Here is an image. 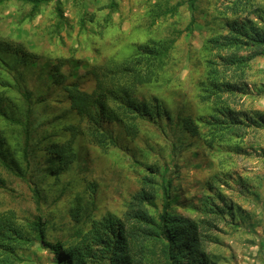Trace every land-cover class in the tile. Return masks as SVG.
Segmentation results:
<instances>
[{
	"label": "rangeland",
	"instance_id": "374dc122",
	"mask_svg": "<svg viewBox=\"0 0 264 264\" xmlns=\"http://www.w3.org/2000/svg\"><path fill=\"white\" fill-rule=\"evenodd\" d=\"M60 1L61 18L55 1L42 5L32 15L30 6L20 2L0 5V38L20 43L35 54L36 72L47 74L48 65L58 63L59 58L66 59L67 65L61 68L64 74L77 65L73 70L76 76L68 80H77L81 89L88 92L94 88V82L85 76L89 66L107 59L115 62L130 57L140 45L151 40L172 43L159 82L141 91L158 96L175 117L179 114L198 118L211 110V103L200 98L203 91L199 82L206 78L209 57L222 68V59L217 55H229L227 50L216 49L217 55L213 57L209 51L213 45L204 50L206 39L226 33L219 23L220 17L260 22L259 14L264 15V0L241 1L235 15L225 8L237 0H197L196 23L193 31L188 32L190 11L186 0ZM156 3L176 6V11L156 15ZM208 22L210 26H206ZM248 55L249 51L239 50L235 62L242 64L250 91L221 93V98L241 114L240 131L225 137L227 144L238 145V152L209 149L202 139L179 131L165 137L149 123H143L134 137L121 136L122 146L136 154L146 149L147 144H157L158 149L149 152L145 160L161 168L170 164L167 175L172 181V192L179 198L176 211L203 221L204 231L210 234L204 250L215 264H264V128L247 125L243 114L253 110L264 112V94L252 89L253 84L264 83V56L247 58ZM227 74L229 77L230 68ZM27 85L37 93L49 94L34 76H29ZM48 97L34 107L41 123L34 136L38 146L32 157L33 162L39 161L41 165H45L44 148L48 141H67L69 124L84 126L76 114L67 112L69 105L63 93ZM227 122L226 129L230 127V120ZM0 126L6 129L1 120ZM198 128L200 134L209 132L205 124H198ZM43 130L49 132L50 138L39 139ZM226 142L218 143L226 145ZM74 143L80 152L58 179L45 174L44 167L26 179L0 170L6 180L0 187V213L11 210L20 223L41 217L49 222L46 233L52 242L70 240L77 227L87 230L92 220L106 213L123 219L147 171L136 165L126 151L97 147L86 135L77 136ZM173 143L182 145L174 147ZM89 183L95 186L94 191L87 189ZM36 188L39 198L34 193ZM206 194L210 197V208L218 204L223 214H215L212 209L203 212L200 198ZM74 208H83L79 224L72 217ZM148 209L155 212L151 207ZM17 255L16 264H54L53 253L36 241L21 245Z\"/></svg>",
	"mask_w": 264,
	"mask_h": 264
},
{
	"label": "trees",
	"instance_id": "16d2710c",
	"mask_svg": "<svg viewBox=\"0 0 264 264\" xmlns=\"http://www.w3.org/2000/svg\"><path fill=\"white\" fill-rule=\"evenodd\" d=\"M9 1L29 5L30 15L42 5L55 1L56 11L62 17L60 0H0V5ZM241 1L233 2L225 9L235 15L239 12ZM186 3L190 11L187 31L191 32L196 23L194 12L197 0H186ZM175 11L176 6L155 4L156 15ZM259 16L260 22L222 15L219 23L226 33H216L206 39L204 50L213 45L209 48L213 57L217 55L216 49L227 50L229 55H217L222 59V68L212 57L206 60V78L199 82L203 91L200 98L211 103V110L198 118L179 114L175 117L158 96L141 91L143 87L160 80L159 75L172 44L165 40H151L140 45L136 54L120 61L107 59L89 66L85 76L94 82V88L88 92L81 89L77 80H68L76 76L73 70L77 65L64 74L61 68L67 65L66 59L59 58L58 63L48 65L47 74L36 72L35 54L20 43L0 38V120L6 128L0 126V170L26 179L44 167L45 174L58 179L80 152L74 148L76 137L86 135L90 143L97 147H116L126 151L136 165L147 171L142 175L140 189L133 195L123 219L112 213L103 214L100 219L92 220L87 230L77 227L67 241H50L46 233L49 222L39 216L20 223L13 211L1 212L0 264H16L19 261L18 248L35 241L53 253L54 264H215L204 250V242L210 234L204 231L203 221L176 211L179 198L177 193L172 192V181L167 175L170 164L161 168L145 160L149 152L158 149L157 144H147L146 149L136 154L131 148L122 146L121 136L134 137L143 123H149L165 137L179 131L202 139L209 149L238 152V145L227 144L225 137L240 131L241 114L221 98V93L250 91L245 73L241 70L242 64L235 62V57L239 50L249 51L247 58L264 56V15L260 13ZM210 25V22L206 24ZM30 75L41 81L49 94L37 93L29 88L27 81ZM252 89L257 94H264V83L253 84ZM54 93H63L69 105L67 112L76 114L84 126L76 123L66 126L70 138L63 143L47 140L44 148L47 157L45 165H41L39 161L33 162L32 157L38 146L34 143V136L41 123L34 107ZM243 114L247 125L264 128V112L253 110ZM227 119L230 120L228 129ZM200 123L209 127L207 134H200ZM43 131L39 139L50 138L49 132ZM219 141H225L226 145ZM181 145L173 143L174 147ZM5 183L0 172V187ZM86 187L91 191L95 188L90 183ZM34 193L37 198L40 197L37 188ZM200 202L204 206L203 212L212 209L215 214L224 213L218 204L210 208L207 194L201 196ZM148 207L155 212L150 213ZM233 208L230 207L232 217ZM82 210L74 208L71 211L77 224L81 222Z\"/></svg>",
	"mask_w": 264,
	"mask_h": 264
}]
</instances>
